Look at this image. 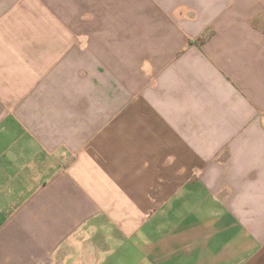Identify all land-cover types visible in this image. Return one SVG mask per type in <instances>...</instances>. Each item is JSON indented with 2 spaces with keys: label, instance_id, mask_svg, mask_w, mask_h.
Wrapping results in <instances>:
<instances>
[{
  "label": "crops",
  "instance_id": "crops-1",
  "mask_svg": "<svg viewBox=\"0 0 264 264\" xmlns=\"http://www.w3.org/2000/svg\"><path fill=\"white\" fill-rule=\"evenodd\" d=\"M0 264H264V0H0Z\"/></svg>",
  "mask_w": 264,
  "mask_h": 264
}]
</instances>
